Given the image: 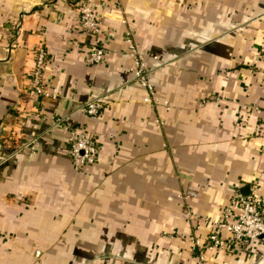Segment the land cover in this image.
Segmentation results:
<instances>
[{"label":"crops","instance_id":"crops-1","mask_svg":"<svg viewBox=\"0 0 264 264\" xmlns=\"http://www.w3.org/2000/svg\"><path fill=\"white\" fill-rule=\"evenodd\" d=\"M37 47L53 97L28 89ZM263 70L264 0H0V264H194L193 238L235 194L264 202ZM69 128L92 138V163L69 159ZM204 258L264 264V234Z\"/></svg>","mask_w":264,"mask_h":264},{"label":"built area","instance_id":"built-area-1","mask_svg":"<svg viewBox=\"0 0 264 264\" xmlns=\"http://www.w3.org/2000/svg\"><path fill=\"white\" fill-rule=\"evenodd\" d=\"M78 20L80 29L87 35L94 37L99 31V23L93 13L92 7L87 2H80L77 7ZM128 50L132 55V64L130 72L132 78L140 86L144 87L145 97L147 102H153L155 99L153 86L148 81V72L138 56L134 42L128 37ZM33 66L28 76V89L35 98L42 96H54L55 89L47 88L44 85L42 71L45 65L46 52L42 47H37L33 54ZM103 50L97 44H93L84 61L89 64H97L102 60ZM264 77V70L262 71ZM104 104L103 97H96L86 100L83 103L82 109L85 114L90 117H95L102 105ZM59 120H56V123ZM264 134V120H263ZM68 156L73 163L90 164L94 161L95 144L92 138L84 131L76 128H69L67 136ZM187 195H192L193 192H186ZM234 205L225 207L221 216L213 222L211 231L208 233L205 240L200 241L193 238L195 247L194 264H205L204 250H215L234 243H243L250 239L258 238L264 234V202H261L255 194V186L250 190V194L233 196ZM233 208V217L231 213ZM189 216V211L184 213Z\"/></svg>","mask_w":264,"mask_h":264},{"label":"rangeland","instance_id":"rangeland-1","mask_svg":"<svg viewBox=\"0 0 264 264\" xmlns=\"http://www.w3.org/2000/svg\"><path fill=\"white\" fill-rule=\"evenodd\" d=\"M128 34V33H127ZM131 39V38H130ZM130 41H132V40H130ZM133 42V41H132ZM148 81H149V79H148ZM149 83L151 84V82L149 81ZM152 85V84H151ZM153 86V85H152ZM153 90H154V88H153Z\"/></svg>","mask_w":264,"mask_h":264}]
</instances>
